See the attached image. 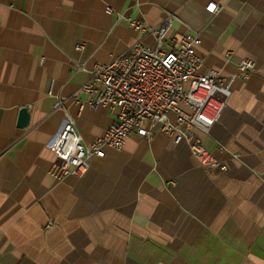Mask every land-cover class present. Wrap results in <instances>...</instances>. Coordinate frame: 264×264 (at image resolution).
Segmentation results:
<instances>
[{
	"label": "crops",
	"instance_id": "0c3cea01",
	"mask_svg": "<svg viewBox=\"0 0 264 264\" xmlns=\"http://www.w3.org/2000/svg\"><path fill=\"white\" fill-rule=\"evenodd\" d=\"M168 17L166 49L199 34L202 72L230 84L219 121L195 131L225 170L203 168L156 128L55 180L47 143L63 121L85 144L114 121L108 107L71 102L90 78L76 63L92 69L138 40L152 46L130 22ZM243 60L255 72L245 76ZM0 264H264V0H0Z\"/></svg>",
	"mask_w": 264,
	"mask_h": 264
},
{
	"label": "built area",
	"instance_id": "2783aa9c",
	"mask_svg": "<svg viewBox=\"0 0 264 264\" xmlns=\"http://www.w3.org/2000/svg\"><path fill=\"white\" fill-rule=\"evenodd\" d=\"M206 11L214 14L218 5L211 2ZM172 23L171 17L158 27L131 21L130 27L151 37L154 45L138 40L129 55L92 69L76 63L77 71L88 72L90 78L80 89L86 98L75 95L71 102L80 111L108 107L114 112V121L102 137L85 144L75 130V121L65 119L47 143L58 159L49 171L55 180L83 174L92 159L104 157V148L122 150L132 135L151 140L156 128L175 144L185 142L203 168L225 170L207 152L195 131L207 133L219 121L231 95L230 84L217 71L202 72L204 62L196 53L201 44L199 34L187 33L175 50L166 49L168 43L175 42L169 39ZM239 70L246 76L255 72L256 66L251 60H243ZM61 106L58 101L55 109Z\"/></svg>",
	"mask_w": 264,
	"mask_h": 264
},
{
	"label": "water",
	"instance_id": "95a60500",
	"mask_svg": "<svg viewBox=\"0 0 264 264\" xmlns=\"http://www.w3.org/2000/svg\"><path fill=\"white\" fill-rule=\"evenodd\" d=\"M29 117H30V115H29L28 109L27 108L21 109L19 112V120H18L17 126L19 128H23L26 125H28Z\"/></svg>",
	"mask_w": 264,
	"mask_h": 264
}]
</instances>
